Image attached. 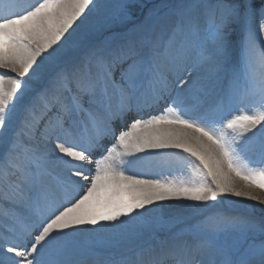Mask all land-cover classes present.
Segmentation results:
<instances>
[{
	"label": "snow or ice",
	"instance_id": "obj_1",
	"mask_svg": "<svg viewBox=\"0 0 264 264\" xmlns=\"http://www.w3.org/2000/svg\"><path fill=\"white\" fill-rule=\"evenodd\" d=\"M134 3L0 0V264H264V0Z\"/></svg>",
	"mask_w": 264,
	"mask_h": 264
},
{
	"label": "bare ground",
	"instance_id": "obj_2",
	"mask_svg": "<svg viewBox=\"0 0 264 264\" xmlns=\"http://www.w3.org/2000/svg\"><path fill=\"white\" fill-rule=\"evenodd\" d=\"M35 1L36 0H22V3H23V5L25 7H28L30 4L34 5ZM140 118L142 120H145L142 117H140ZM128 128H129V125L126 126V129H128ZM195 135H199V134L198 133H194V131H192V130H189V136L190 137L195 136ZM110 147H112V144H110ZM117 150L119 151L120 149L118 148ZM177 151L181 152L182 150H177V149L162 150L159 153H154L150 157H145V159L148 162V160H150V158H153L154 157V159H155V156H161L162 155L161 154L162 152H166V153H176ZM137 155H139L141 157H144L145 156V154H143V153H138ZM151 162H153V161H151ZM242 163L246 164V166L248 168H250V169L253 168V163L250 162V161L242 160ZM160 167L161 166L157 162V164L154 167H152V168L155 169V171H156V169H159ZM125 172H126V174H133V175L139 174L141 178L151 179L153 177L152 176L153 173H151V172H149L147 170L146 164L144 166H135L134 165L133 166V170L125 169ZM166 173H168L170 175V179H175L177 181H181L182 180V181L187 182L189 179L191 181L197 180L196 179V176H195L196 174L193 171H186L185 176H182V177L179 176V173L177 174V171L175 170V168H174L173 165H167V167H166ZM86 174H88V173H86ZM160 174H162V172H160ZM184 177H185V179H184ZM152 179H155V178H152ZM236 187L240 191H249L252 194L254 193L257 196L258 195H261L264 198V189H261V188H259L257 186H252L253 187V190L251 191V188L248 187V183L245 182V181H243V180H241V179H236ZM248 202H249V198H247L245 196L237 197V196H235L233 194H226L225 198L220 201V204L218 206L219 207H227V208H231V209L240 210L241 208H240L239 205H246ZM163 203H165L168 207H171V208H173V207L175 208V207H179L180 206V203L178 201H166V202H163ZM196 203H198V202H193V201H186L185 202L186 205H193V206ZM88 227L91 228V227H96V226L89 225ZM147 239H148V237L145 238V240H147Z\"/></svg>",
	"mask_w": 264,
	"mask_h": 264
},
{
	"label": "rangeland",
	"instance_id": "obj_3",
	"mask_svg": "<svg viewBox=\"0 0 264 264\" xmlns=\"http://www.w3.org/2000/svg\"><path fill=\"white\" fill-rule=\"evenodd\" d=\"M36 2H38V0ZM159 3H161V0H135V3L133 4V7L131 9L132 13H133V18L134 19L142 18L145 14H147V12L150 9H152L155 5H158ZM100 38L102 39L103 37H100ZM183 156L184 157H188L187 155H183ZM164 157H167L168 159L173 160V161L179 159V155L178 154H174V153H169V154L165 153L164 155H161V156H155V158L159 159V160L156 159L159 162H162ZM151 159H153V158H151ZM189 159H193V158H189ZM153 163L154 162H151L150 165L152 166ZM197 163L198 162H194V163H189L187 165H179V166L176 165V164H172V165L176 168L177 174L179 173V176L182 177L186 173L187 169H190V170L194 171L195 174H197V172H198ZM253 165L257 166V167H253V169L261 167V165L254 164V163H253ZM164 168L165 167L163 166V168L161 169L162 174L158 175L157 179H168L169 174L166 173V171H163ZM197 179H199V177H197ZM237 179H240V178H237ZM188 181H191V180L189 179ZM252 190H253V187H251V191ZM251 196L252 197H260V200H254L251 197H247V198H249V202L246 205H239L240 208H241L240 210H244V209L253 210V209H255V211L257 213H259V208L261 206V201H264V198H263V196H261V195L257 196L254 193L253 194L251 193Z\"/></svg>",
	"mask_w": 264,
	"mask_h": 264
}]
</instances>
